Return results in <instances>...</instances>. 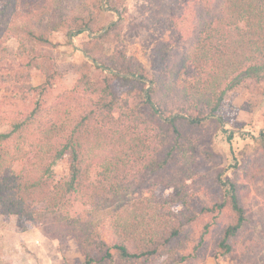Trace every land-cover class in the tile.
I'll return each instance as SVG.
<instances>
[{
    "label": "trees",
    "instance_id": "1",
    "mask_svg": "<svg viewBox=\"0 0 264 264\" xmlns=\"http://www.w3.org/2000/svg\"><path fill=\"white\" fill-rule=\"evenodd\" d=\"M64 1L46 0L39 12L42 16L39 33L28 24L0 28V96L5 103H10V99L27 105V113L18 112L20 114L11 120L10 130L0 132V211L21 219L31 218L34 210L30 202H42L50 215L46 221L75 237L85 253V264L113 262V253H117L124 264H146L181 244L190 235L199 213L194 209L192 196L184 194L185 190L164 212L154 210L140 200L143 197L140 180L129 173L134 169L148 175L169 171L180 161V139H184L186 128L200 126L214 117L222 123L219 110L228 92L241 86L254 91L257 84L264 83V0H218L215 8L210 4L213 0H200L206 2L208 10L200 19L198 41L190 51V61L204 80L199 79L189 86L175 84L184 91L183 106L166 103L175 87L166 83L163 76L160 81L151 78L147 88L144 66L124 63L118 33L122 22L121 0H106L108 9L117 12L120 19L100 36L91 37L83 47L84 54L93 57V64H87V72L82 73L74 89L61 101L71 99L79 105L74 122L70 111L60 109V101L46 104L60 72L49 56L37 52V47H54L51 35L64 29L70 33L76 30L73 36L101 32L98 11L102 0L93 4L80 0V14L72 18L60 12L59 6ZM2 7V13L8 11L22 16L18 0H8ZM169 27L176 29V22L172 20ZM113 32L115 54L104 60L99 53H102L103 42ZM11 36L19 41L16 51L7 46ZM171 46V42H164L154 50L161 65L164 64L163 53ZM91 67L111 74L96 82ZM34 71L44 75L41 85L32 84ZM114 79L123 82L121 89L125 96L114 88ZM132 89L135 94H131ZM3 121L4 117L0 116V123ZM174 138L178 141L172 140ZM256 141L264 148V132ZM89 149L106 151L107 155L100 162L102 171L96 183L91 180L93 162L89 160ZM67 155L71 159L70 177L56 183L53 167ZM35 160L41 163L42 171L38 176L26 170L18 173L9 170L16 162L26 161L29 165ZM221 177L218 176V182L225 187L224 194L201 208V213L213 214L214 220L223 218L225 221L215 243L216 259L244 253L243 264H264L258 259L260 245L255 246L252 239L245 248L240 240L248 217L239 184ZM92 200L114 202L103 220L89 218L88 205ZM177 206H181L180 212H174ZM178 217H182L181 220ZM212 226L213 223L208 222L200 235L195 236L191 243L192 254L179 258V263L205 247ZM102 231L109 233L110 245L103 239ZM93 249L99 251L100 259L91 255Z\"/></svg>",
    "mask_w": 264,
    "mask_h": 264
},
{
    "label": "rangeland",
    "instance_id": "2",
    "mask_svg": "<svg viewBox=\"0 0 264 264\" xmlns=\"http://www.w3.org/2000/svg\"><path fill=\"white\" fill-rule=\"evenodd\" d=\"M87 1L90 4L98 3V0ZM104 1L106 3V0H102L101 10L98 11L97 8L99 27L103 28L101 32L73 36L76 30L70 33L71 31L64 29L51 35L54 47H37V52L41 56H49L60 72L46 104L60 101V109L73 114V122L76 120L79 105L71 99L61 101L74 89L82 73L87 72V64H93V57L85 55L83 47L89 43L91 37L100 36L105 29L120 19V15L109 10L107 5L103 8ZM5 2L8 0H0V28L11 29L28 24L36 32H41L42 16L39 12L46 0H18L22 16L10 14L8 11L2 13V5ZM217 2L218 0H213L210 4L215 8ZM200 3V0H121L122 22L118 33L121 36L119 48L125 55L124 63L128 66H144L148 76L145 80L147 88L151 84V78L160 81L162 76L166 83L172 84L175 87L174 93H170L166 99L170 106H183L186 101L184 91L175 85L177 82L189 86L199 79L204 80L197 66L190 61V51L198 41L200 19L208 10L206 2ZM81 5L80 0H65L59 9L62 14L72 18L79 16ZM172 20L177 24L176 29L169 27ZM115 38L113 32L103 42L99 56L104 60L114 56L116 46L112 41ZM164 42H171L172 46L163 53L165 58L164 64L161 65L154 55V50ZM7 46L16 51L19 41L11 36ZM213 62L211 61L212 67ZM91 71L96 82H101L111 74L100 68H92ZM120 76L123 77L121 74ZM231 79L232 77H229V80ZM44 81L45 77L41 72H33V85H41ZM121 83L123 82L118 79L113 80V86L120 94L123 92ZM131 94H135V89ZM122 95L125 96L124 93ZM84 98L86 99V96ZM8 100L10 103H5L0 96V116L4 117V121L0 123V132L10 130L11 120L20 114L18 112L27 113L26 104L23 106L22 103ZM219 116L223 118L222 123L214 117L200 126L186 128L184 139H180V161L170 167L169 171L148 175L134 169L129 173L131 177L136 175L140 180V190L143 194L140 200L147 202L154 210L158 208L160 212H164L173 205L172 200L179 198L185 190L184 194L189 195V198L192 196L194 209L199 213L191 226L190 235L181 244L175 248L171 247L162 256L152 258L146 264H243L244 253L216 259L215 243L225 221L223 218L214 220L213 214L201 213L204 203L219 200L224 194L225 187L218 182L220 175L224 180H234L239 184L240 198L248 217L240 240L245 244V248L251 244L252 239L255 246L260 245L257 247L260 254L258 259L264 261V148L256 141L264 132V83L257 84L254 91L241 86L228 92L219 110ZM172 140L178 141L176 138ZM88 156L93 162L91 180L96 183L102 171L100 162L107 158L106 151L89 149ZM27 163L16 162L9 170L17 173L26 170L32 176H38L42 171L40 161L29 162V165ZM70 163V156L67 155L53 167V179L56 183L68 180ZM111 204L114 202L92 200L88 205L89 218L103 220L108 216ZM30 206L34 210L31 218L24 216L21 219L18 215L2 214L0 211V264H85V253L80 249L75 237L57 224L46 221L50 215L46 212L45 204L31 201ZM180 210L181 206L174 207V212ZM178 218L181 220L182 217ZM208 222L213 223V226L205 247L193 257L179 263V258L192 254V240L200 235ZM102 237L110 245L107 231H102ZM113 254V262L105 260L95 264H124L117 253ZM91 255L96 259L101 257L97 249H93Z\"/></svg>",
    "mask_w": 264,
    "mask_h": 264
},
{
    "label": "water",
    "instance_id": "3",
    "mask_svg": "<svg viewBox=\"0 0 264 264\" xmlns=\"http://www.w3.org/2000/svg\"><path fill=\"white\" fill-rule=\"evenodd\" d=\"M102 6H103V8H105V6H106L105 1L103 2V5ZM104 31H106V29Z\"/></svg>",
    "mask_w": 264,
    "mask_h": 264
}]
</instances>
